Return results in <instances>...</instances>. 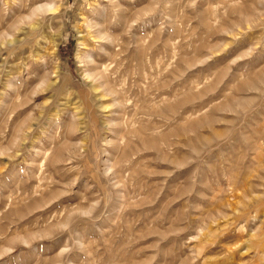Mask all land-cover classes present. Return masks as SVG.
I'll return each mask as SVG.
<instances>
[{
  "label": "rangeland",
  "instance_id": "1",
  "mask_svg": "<svg viewBox=\"0 0 264 264\" xmlns=\"http://www.w3.org/2000/svg\"><path fill=\"white\" fill-rule=\"evenodd\" d=\"M0 264H264V0H0Z\"/></svg>",
  "mask_w": 264,
  "mask_h": 264
},
{
  "label": "bare ground",
  "instance_id": "2",
  "mask_svg": "<svg viewBox=\"0 0 264 264\" xmlns=\"http://www.w3.org/2000/svg\"><path fill=\"white\" fill-rule=\"evenodd\" d=\"M36 1V0H35ZM44 1V0H43ZM19 2H21V0H19ZM33 2V1H32ZM50 2V1H49ZM35 3V2H34ZM34 3H32L33 4V6H34ZM31 4V5H32ZM47 4L49 5V4H52V3H48L47 2ZM44 5H46V3L44 4ZM53 5V4H52ZM43 6V5H42ZM51 6V5H50ZM49 10L51 9H53V7L51 8V7H47ZM43 9V11H44V8H42ZM41 9V10H42ZM55 9H56V7H55ZM21 10V9H20ZM54 11V10H53ZM38 12V11H37ZM48 12V11H47ZM50 12H52V11H49V13ZM20 13V16H21V13L22 12H19ZM46 13V12H45ZM53 13V12H52ZM25 14H27V13H25ZM40 14V13H39ZM31 15V14H30ZM35 15H36V13H35ZM34 15V16H35ZM22 18H20V23H23L25 20H26V18H24L23 16H21ZM28 18V17H27ZM44 18V17H43ZM29 19V18H28ZM33 19V18H32ZM31 19V20H32ZM51 19V18H50ZM110 19V18H109ZM28 21V20H27ZM42 22V20H40V19H33L32 21H30L28 24H29V27H30V29H31V31H34L35 33H37L38 35H37V38H38V36L43 32L42 31V29H41V27H40V23ZM102 23V22H101ZM25 24V23H24ZM10 29L8 30V31H14V35H13V38H11L10 39V45L12 46L14 43H17V42H21L22 41V37L24 36V34H26L27 32H26V29L25 28H22V27H20V26H18L17 24H12V25H10ZM43 28V27H42ZM108 28V27H107ZM10 31V32H11ZM33 32V33H34ZM2 33V32H1ZM8 33V32H7ZM32 33V34H33ZM8 34H11V33H8ZM7 34V35H8ZM100 35H102V36H104L103 37V39L105 38V39H107L106 38V36H105V34H103V32H102V34H100ZM100 35H98V36H100ZM107 35V34H106ZM8 36H11V35H8ZM21 36V37H20ZM26 37V36H25ZM107 37H109V36H107ZM29 38H30V36H29ZM100 38H102L101 36H100ZM36 39V38H35ZM25 40V39H24ZM34 39H32V41H33ZM28 41V40H27ZM27 41H25V42H27ZM31 42V41H30ZM34 43V42H33ZM24 44V43H23ZM122 44H124V43H122ZM94 70V69H93ZM92 73V72H91ZM98 73V72H97ZM102 80V79H101ZM104 86V85H103ZM105 90V89H104ZM103 92V91H102ZM113 94L114 92H110V94ZM109 94V95H110ZM98 98V97H97ZM100 98V97H99Z\"/></svg>",
  "mask_w": 264,
  "mask_h": 264
}]
</instances>
